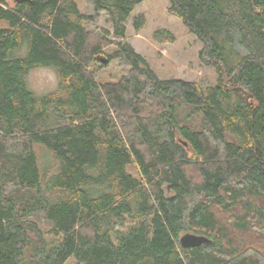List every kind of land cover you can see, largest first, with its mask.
Returning <instances> with one entry per match:
<instances>
[{
	"label": "trees",
	"instance_id": "trees-1",
	"mask_svg": "<svg viewBox=\"0 0 264 264\" xmlns=\"http://www.w3.org/2000/svg\"><path fill=\"white\" fill-rule=\"evenodd\" d=\"M86 1L0 0V264H264V0H167L206 87L125 41L145 0ZM113 60L126 73L99 81ZM35 67L54 90L29 88Z\"/></svg>",
	"mask_w": 264,
	"mask_h": 264
},
{
	"label": "rangeland",
	"instance_id": "rangeland-1",
	"mask_svg": "<svg viewBox=\"0 0 264 264\" xmlns=\"http://www.w3.org/2000/svg\"><path fill=\"white\" fill-rule=\"evenodd\" d=\"M12 5L14 0H7ZM81 12H89L86 0H77ZM167 0H145L139 3L125 22V41L130 43L136 52L141 54L159 78H181L186 81L197 82L206 87L216 82V73L212 67L205 66L199 59L201 43L195 35L189 33L182 21L169 14ZM144 18L139 29L133 26L137 16ZM96 30L101 28L111 31L106 15L101 14ZM157 30L167 31L173 35L172 41H162L155 38ZM127 68L119 66L113 60L109 65L99 71L97 79L101 82L117 81ZM29 88L38 95L48 93L57 87L58 80L55 72L49 67H35L27 74ZM35 149L41 163L51 165V155L40 145ZM134 172L133 169H130ZM67 264H74L69 260Z\"/></svg>",
	"mask_w": 264,
	"mask_h": 264
},
{
	"label": "water",
	"instance_id": "water-1",
	"mask_svg": "<svg viewBox=\"0 0 264 264\" xmlns=\"http://www.w3.org/2000/svg\"><path fill=\"white\" fill-rule=\"evenodd\" d=\"M15 1H21V0H15ZM100 60L102 62L106 61L104 59H100ZM210 242L211 240L205 235L195 234L191 232H186L179 237V243L183 248L198 247L200 245L207 244Z\"/></svg>",
	"mask_w": 264,
	"mask_h": 264
}]
</instances>
